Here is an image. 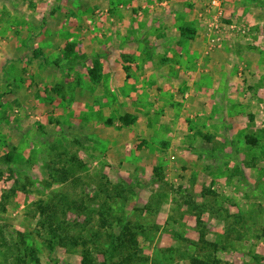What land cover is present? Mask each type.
Returning <instances> with one entry per match:
<instances>
[{"label": "rangeland", "instance_id": "obj_1", "mask_svg": "<svg viewBox=\"0 0 264 264\" xmlns=\"http://www.w3.org/2000/svg\"><path fill=\"white\" fill-rule=\"evenodd\" d=\"M19 1L7 6L8 0H0L2 235L19 239L20 233H27L34 246L39 242L36 264H80V247L68 251L57 243L50 249L43 238H36L42 224L36 223L38 216H33L30 205L40 199L62 208L61 198L66 197L70 210L64 222L70 234L88 237L89 230L99 225L101 207L109 209L106 216L113 230L126 221L143 227L137 239L148 264L153 260L189 264L195 254L217 258L218 264H264V5L231 20L224 8L215 19L212 8L205 6L208 49L237 41L244 46L231 62L246 86L233 92L230 100L214 101L209 117L182 118L181 105L172 103L163 112L158 110L139 122L134 117L125 124L121 117L131 106L128 101L118 103V109L110 103L104 109L101 104L94 112L87 100V110L74 117L73 107L64 109L67 106L57 96L63 93L62 69L57 70L55 86L45 84L44 71L35 68L39 59L33 55L39 42L35 30H52L59 36L55 15L66 12L73 22L78 15L94 13L103 2L113 7V0H47L52 6L48 4L45 11L46 0H25L24 4L31 3L30 10L38 8L39 13L30 17L32 21L29 18L27 30L17 38L18 23L23 29V22H17ZM118 10L126 11L115 8L111 13ZM30 24L35 30H30ZM9 25L13 27L7 33ZM224 59L230 60H219ZM239 94L241 98L235 99ZM249 137L255 142H249ZM204 144L212 149L203 150ZM7 153L12 154L10 158ZM185 155L192 161L185 160ZM195 155L206 159L195 164ZM17 183L23 188L12 189ZM107 194L111 195L108 200ZM82 206L84 210H77ZM85 223L89 227L82 228ZM106 240L105 236V244ZM206 245L208 249L201 248ZM7 253L0 254V264H12L13 253ZM26 258L33 264L28 261L34 256ZM98 258L120 264L114 254Z\"/></svg>", "mask_w": 264, "mask_h": 264}, {"label": "crops", "instance_id": "obj_2", "mask_svg": "<svg viewBox=\"0 0 264 264\" xmlns=\"http://www.w3.org/2000/svg\"><path fill=\"white\" fill-rule=\"evenodd\" d=\"M8 1L7 6H10L12 0ZM24 1L17 2V9L20 8L17 22H23V29L20 23L17 25V38L27 30L25 23H29V18L39 13L38 8L30 10L31 3L24 4ZM112 2L113 7L103 2L94 13L78 15L73 22H69L66 12L63 13L65 15H55L59 22L54 27L60 30L59 36H55L52 30H35L30 24V30L38 33L39 40L35 48L38 52L33 53L39 59L35 68L44 71L45 84L58 81L57 70L62 69L59 76L62 78L63 93L57 96H61L67 106L64 109L69 111L73 107L74 117L80 116L83 109L87 110V100L94 112L100 109L101 104L104 109L109 103L118 109V103L131 102L130 108L126 106L122 114L136 117V122L158 110L163 112L172 103L181 105L182 118L209 117L214 101L222 103L230 100L233 92L246 86L236 77V68L231 62L232 55H238L244 47L240 41L208 49L205 34L208 18L205 6L208 0ZM40 3L43 4V1ZM48 4L46 0L44 11L52 2ZM260 5H264V0H223L225 17L230 20ZM108 8L109 12L104 13L103 10ZM115 8L126 11L118 10L112 14L111 9ZM44 17L48 18L47 15ZM2 22L0 17V25ZM9 27L7 33L13 26ZM17 47L23 48L18 43ZM242 54L245 58L246 55ZM223 57L230 60L220 61ZM17 58L21 60L22 55H17ZM91 68L97 70L95 78L89 74ZM132 105H135L134 109ZM202 149L207 151L212 148L204 144ZM195 159L196 164L197 160L206 158L195 155ZM185 160L192 161L189 157L186 159V155Z\"/></svg>", "mask_w": 264, "mask_h": 264}, {"label": "trees", "instance_id": "obj_3", "mask_svg": "<svg viewBox=\"0 0 264 264\" xmlns=\"http://www.w3.org/2000/svg\"><path fill=\"white\" fill-rule=\"evenodd\" d=\"M96 65V63H95ZM89 74L91 77L98 76L96 68H91L89 70ZM121 120L125 124H130L135 120V118L131 115H125L121 117ZM107 123H111V119L106 120ZM249 142H255V139L249 137ZM11 153H7L6 157L10 158ZM62 178V177H61ZM62 178L60 180H64ZM23 187H19L17 185H12V189L19 190ZM119 195V194H118ZM66 197L61 198L62 203L64 204L62 208L55 205L54 203L44 202L42 200L33 201L31 208L34 209L35 212L33 216H38L36 223L40 222L42 224V229L36 231V238H43L46 242V248L52 249L57 243L62 246H66L68 251H73L75 248L80 247L81 260L80 264H110L105 259L100 260L98 256L104 255V257H110L111 255H115L120 264H148L149 260L147 258H143L140 255V248L138 245V230H143V227H136L130 221H126L125 224L113 230V226L108 222L107 216L109 215V209L101 207L99 211L100 221L99 225H96V228L93 227L89 230L90 234L88 237L83 235H75L70 234L68 230V226L64 222V218L66 215V211L69 207V200L65 199ZM111 198L110 194L106 195V199ZM106 200V201H107ZM107 202L104 203L106 206ZM60 210V214L58 213ZM70 210V209H68ZM77 210H84V207H79ZM88 224L85 223L82 228L89 227ZM91 228V227H90ZM107 228H111L112 231L109 232ZM42 232V233H41ZM106 236V244L103 242L104 237ZM30 235L27 233H20L19 239H17V235L15 237H10L9 241L8 237L1 233L0 231V254H8L7 251L11 250L13 255L12 264H26L27 256H34L31 262L36 264L39 261V253L36 254L37 248H41L42 246L39 244L33 245L32 242H29ZM202 240V239H201ZM71 244H70V243ZM69 243V244H68ZM211 246L212 250L217 249V245L214 243H208ZM202 249L209 248L208 245L202 246ZM16 255V258L14 257ZM220 261L217 258H202L200 255H191L189 257V264H218ZM151 264H159L157 260L150 261ZM29 264V263H27Z\"/></svg>", "mask_w": 264, "mask_h": 264}, {"label": "built area", "instance_id": "obj_4", "mask_svg": "<svg viewBox=\"0 0 264 264\" xmlns=\"http://www.w3.org/2000/svg\"><path fill=\"white\" fill-rule=\"evenodd\" d=\"M207 5L212 8L214 12L213 18H217L223 14V0H208ZM232 28V24L229 25ZM215 28H218V25H215Z\"/></svg>", "mask_w": 264, "mask_h": 264}]
</instances>
